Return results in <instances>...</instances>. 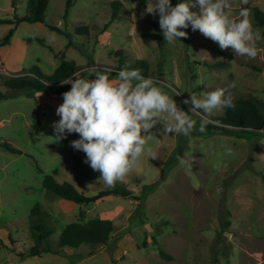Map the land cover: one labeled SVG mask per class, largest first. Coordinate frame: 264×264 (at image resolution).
I'll list each match as a JSON object with an SVG mask.
<instances>
[{
  "label": "rangeland",
  "instance_id": "374dc122",
  "mask_svg": "<svg viewBox=\"0 0 264 264\" xmlns=\"http://www.w3.org/2000/svg\"><path fill=\"white\" fill-rule=\"evenodd\" d=\"M27 1L15 0L20 17L26 14ZM66 2L51 0L46 12L48 23L64 35L44 24H19L9 45L0 48V74L38 66L50 76L64 57L83 68L78 78L95 79L94 71L101 70L116 79L120 70L115 53L121 51L129 64L145 60L151 78L196 123L189 136L163 133V123L150 130L146 146L156 158L145 153L121 182L132 196L77 205L50 194L43 187L44 177L69 182L89 197L109 186L84 163L85 154L70 146L79 134L55 141L52 125L60 119L56 108L62 95L28 97L27 92L8 90L0 80V94L13 96L0 100V264H264V131H209L206 125H220L212 119L223 117L226 108L205 121L189 112L191 104L183 103L189 92L199 96L218 88L233 100L264 102V27L256 25L252 11H264V0L247 5L230 0L233 16L248 8L253 28L260 30L255 59L221 50L191 28L174 44L163 37L161 50L155 37V24L162 34L159 16L146 13L147 0H74L64 19ZM114 2L121 6L112 19ZM11 3L0 0V20L13 19ZM80 27H88V34H76ZM10 29L0 24V39ZM219 62L225 65L206 64ZM4 142L22 154L7 152ZM36 205L49 215L44 222L52 230L48 244L54 252L22 258L20 253L36 243L31 229ZM80 210L85 211L83 222L113 221L111 239L95 251L83 245L57 252L63 229L79 220ZM159 250L173 259L162 258Z\"/></svg>",
  "mask_w": 264,
  "mask_h": 264
},
{
  "label": "clouds",
  "instance_id": "9594fccd",
  "mask_svg": "<svg viewBox=\"0 0 264 264\" xmlns=\"http://www.w3.org/2000/svg\"><path fill=\"white\" fill-rule=\"evenodd\" d=\"M248 2L240 0L241 5ZM197 8L198 11L192 10ZM145 11L158 14L159 27L168 44L180 42L179 38L188 35L184 30L191 28L216 42L221 50L230 48L235 56L255 59L258 55L260 30L253 28L246 7L240 8L238 18L234 17L230 0H179L175 6L171 0H147ZM93 74L92 80L74 74L75 79L68 77L62 82L71 88L61 94L63 102L56 108L60 119L52 128L56 142L67 139L69 134H79L70 146L85 154L84 163L99 172V180L107 186L122 182L145 153L156 158L146 141L158 123H163V133L191 134L196 122L178 107L173 96L153 78L144 77L139 69L125 66L116 79L101 70ZM189 93L190 99L183 103L191 104L189 112L205 121L214 112L235 107L225 89L199 96ZM165 117L171 122H165ZM180 163L187 161L180 159Z\"/></svg>",
  "mask_w": 264,
  "mask_h": 264
},
{
  "label": "trees",
  "instance_id": "16d2710c",
  "mask_svg": "<svg viewBox=\"0 0 264 264\" xmlns=\"http://www.w3.org/2000/svg\"><path fill=\"white\" fill-rule=\"evenodd\" d=\"M51 0H28L26 14L19 16L17 14V4L15 0H12L13 19L0 20V24H6L11 26V29L0 39V48L9 45L11 38L13 37L16 27L21 23L28 24H44L51 31L64 35V31L56 26L50 25L46 18V12ZM74 0H67L66 11L64 19L67 18L68 12L73 5ZM179 0H174L172 5L175 6ZM119 2L112 3L113 16L112 19L117 17L119 11ZM254 20L256 25L264 27V11L258 7H252ZM155 37L157 38L158 47L164 49L163 36L155 24ZM76 34L83 35L88 34V27H80L76 29ZM42 42V40H39ZM115 58L118 59V68L122 70L127 66L128 69H139L144 77H151L150 66L145 60H137L133 64H129L127 59L121 53L117 51ZM211 67H223L225 63H206ZM82 67L75 61L65 60L61 57L60 65L55 69L54 73L50 76H45L38 66H35L27 71L16 73L14 75L0 74V80L4 87L13 92H27L28 97H31L34 93H44L46 95H61L63 92L69 91L70 84H63L62 82L68 78L73 77L74 74H79L82 71ZM6 94H0V100L12 98ZM234 108H226L225 114L221 118L212 119L220 125H214L208 123L206 126L209 131L225 132L229 130H236L241 132L246 131H261L264 129V102L239 98L233 100ZM2 148L11 154H22V152L12 147L7 142L2 143ZM40 170V169H39ZM57 175V172L54 173ZM264 182V178H263ZM43 187L53 196L64 199L69 202H73L77 205L88 206L97 201H100L109 196L115 197H129L133 195V192L128 187L117 182L115 186L109 187L106 190L99 192L95 196H86L80 192L73 184L69 182L59 183L53 175H46L43 179ZM140 200V199H139ZM49 215L44 212L40 205H36L31 212L32 226L31 229L35 232V245L28 251L20 253V257H35L40 256L42 253L54 252L50 244H48L49 238L52 234V230L48 228L44 222V218ZM85 217V211L80 210L79 220L68 224L62 231L60 239L58 241L57 252L62 249H78L83 245L90 246L93 251L106 245L111 239L112 234L115 231V225L113 221L109 219H93L88 222H83ZM153 242L157 244L156 239L153 238ZM46 244V246H44ZM159 254L166 260H172L173 257L159 250Z\"/></svg>",
  "mask_w": 264,
  "mask_h": 264
}]
</instances>
